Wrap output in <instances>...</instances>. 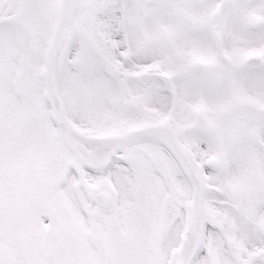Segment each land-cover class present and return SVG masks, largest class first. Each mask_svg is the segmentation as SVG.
<instances>
[{"label": "snow or ice", "instance_id": "obj_1", "mask_svg": "<svg viewBox=\"0 0 264 264\" xmlns=\"http://www.w3.org/2000/svg\"><path fill=\"white\" fill-rule=\"evenodd\" d=\"M0 264H264V0H0Z\"/></svg>", "mask_w": 264, "mask_h": 264}]
</instances>
